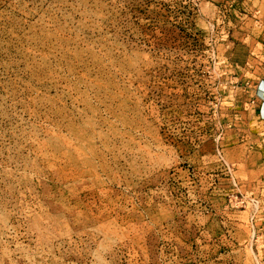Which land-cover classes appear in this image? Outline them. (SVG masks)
Returning <instances> with one entry per match:
<instances>
[{"label":"rangeland","instance_id":"374dc122","mask_svg":"<svg viewBox=\"0 0 264 264\" xmlns=\"http://www.w3.org/2000/svg\"><path fill=\"white\" fill-rule=\"evenodd\" d=\"M264 0H0V264H264Z\"/></svg>","mask_w":264,"mask_h":264},{"label":"crops","instance_id":"0c3cea01","mask_svg":"<svg viewBox=\"0 0 264 264\" xmlns=\"http://www.w3.org/2000/svg\"><path fill=\"white\" fill-rule=\"evenodd\" d=\"M264 80V79H263ZM263 87H264V84H263ZM256 101L258 103V106L257 108L259 109V113H260V118H261V121L260 123L262 124L263 126V129H264V100L263 98H261L258 94H257V98H256ZM261 155H262V163H263V166H264V146L263 148L261 149ZM264 176V175H263Z\"/></svg>","mask_w":264,"mask_h":264},{"label":"built area","instance_id":"2783aa9c","mask_svg":"<svg viewBox=\"0 0 264 264\" xmlns=\"http://www.w3.org/2000/svg\"><path fill=\"white\" fill-rule=\"evenodd\" d=\"M263 84H264V80H262V82L260 83V85H259V89H258V95L261 97V98H263V100H264V87H263Z\"/></svg>","mask_w":264,"mask_h":264}]
</instances>
